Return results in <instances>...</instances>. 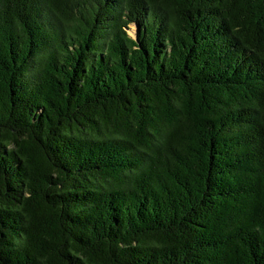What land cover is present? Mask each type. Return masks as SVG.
<instances>
[{"label":"trees","instance_id":"trees-1","mask_svg":"<svg viewBox=\"0 0 264 264\" xmlns=\"http://www.w3.org/2000/svg\"><path fill=\"white\" fill-rule=\"evenodd\" d=\"M0 264H264V0H0Z\"/></svg>","mask_w":264,"mask_h":264},{"label":"rangeland","instance_id":"rangeland-1","mask_svg":"<svg viewBox=\"0 0 264 264\" xmlns=\"http://www.w3.org/2000/svg\"><path fill=\"white\" fill-rule=\"evenodd\" d=\"M133 32H134V30H133V27H132V29L129 30V33L132 35Z\"/></svg>","mask_w":264,"mask_h":264},{"label":"water","instance_id":"water-1","mask_svg":"<svg viewBox=\"0 0 264 264\" xmlns=\"http://www.w3.org/2000/svg\"><path fill=\"white\" fill-rule=\"evenodd\" d=\"M132 35H133V36H135V35H136V33H135V32H133V33H132Z\"/></svg>","mask_w":264,"mask_h":264}]
</instances>
